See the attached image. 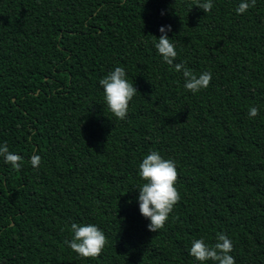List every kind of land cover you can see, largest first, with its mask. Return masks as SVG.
Listing matches in <instances>:
<instances>
[{
    "label": "trees",
    "instance_id": "obj_1",
    "mask_svg": "<svg viewBox=\"0 0 264 264\" xmlns=\"http://www.w3.org/2000/svg\"><path fill=\"white\" fill-rule=\"evenodd\" d=\"M195 2L0 0V144L22 165L0 157V264H194L190 241L219 233L235 264H264V0L239 15L240 0ZM164 25L207 89L157 55ZM116 66L138 92L122 121L99 85ZM151 151L176 162L180 194L156 232L134 189ZM73 222L104 232L98 257L64 244Z\"/></svg>",
    "mask_w": 264,
    "mask_h": 264
},
{
    "label": "clouds",
    "instance_id": "obj_2",
    "mask_svg": "<svg viewBox=\"0 0 264 264\" xmlns=\"http://www.w3.org/2000/svg\"><path fill=\"white\" fill-rule=\"evenodd\" d=\"M255 0H240L235 12L244 14L254 4ZM187 7H197L208 12L213 7V0H196L195 5L189 3ZM159 38H155L154 48L160 59L180 73L183 77L185 90L197 94L208 88L213 76L210 71L194 74L185 67L184 63H176L177 51L172 38L168 33L172 31L171 25L161 26ZM102 88L103 104L108 112L117 120H124L129 111V105L133 97L138 93L133 82H129L126 71L121 66H116L99 80ZM257 107H250L247 115L255 118L258 115ZM0 157L3 162L13 169H20L21 157L10 151L6 144H0ZM41 157L33 154L30 163L33 168L38 167ZM137 175L141 183L134 187L138 195L135 201L140 215L148 221L146 228L149 232L162 229L169 219L170 214L180 199L176 187L177 166L171 158H165L159 151H151L145 154L137 166ZM129 191V190H128ZM71 238L64 244L82 258H96L106 245L104 232L92 223H71ZM233 241L224 233L215 237V243H207L204 238L192 239L188 254L193 258L194 264H235L231 255Z\"/></svg>",
    "mask_w": 264,
    "mask_h": 264
}]
</instances>
